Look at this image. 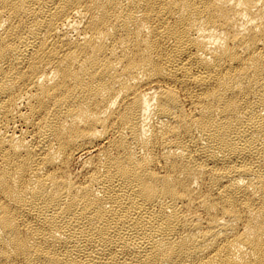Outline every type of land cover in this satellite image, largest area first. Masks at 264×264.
Instances as JSON below:
<instances>
[{"label":"bare ground","instance_id":"6f19581e","mask_svg":"<svg viewBox=\"0 0 264 264\" xmlns=\"http://www.w3.org/2000/svg\"><path fill=\"white\" fill-rule=\"evenodd\" d=\"M0 264H264V0H0Z\"/></svg>","mask_w":264,"mask_h":264}]
</instances>
